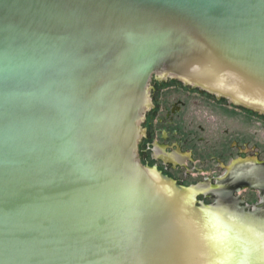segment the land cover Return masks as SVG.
I'll return each mask as SVG.
<instances>
[{
  "label": "water",
  "instance_id": "obj_1",
  "mask_svg": "<svg viewBox=\"0 0 264 264\" xmlns=\"http://www.w3.org/2000/svg\"><path fill=\"white\" fill-rule=\"evenodd\" d=\"M0 264H264V0H0Z\"/></svg>",
  "mask_w": 264,
  "mask_h": 264
},
{
  "label": "flooded vegetation",
  "instance_id": "obj_2",
  "mask_svg": "<svg viewBox=\"0 0 264 264\" xmlns=\"http://www.w3.org/2000/svg\"><path fill=\"white\" fill-rule=\"evenodd\" d=\"M152 79L156 82H159V83L165 82V81L157 80L156 77L155 78L153 77ZM152 90L154 91V87H152L150 89V91H152ZM152 107H153V110L157 109L156 105H154ZM152 107H151V109H152ZM184 107H185L184 102H181V101L174 102L165 111L164 118H165L166 122L168 124L174 123V118L176 116H178V117L180 116L181 111L183 110ZM153 118L155 119V117H153ZM144 121H145V118L142 122H144ZM159 124H164V121L162 119H159ZM152 134H153V132H149L147 129L145 130L143 139L141 141L142 144L140 147V154H139L140 160L143 161V163L145 162V150L143 149V144L145 143L147 145V147L149 145H152L153 146L152 150H153L154 160L157 163H159V166L158 167L155 166L154 168L157 171H159L160 173H162L163 175L171 178L168 174H165L161 169H159V167L162 166L163 168H165L166 170H169V171H173L175 169L181 168L182 166H180V164H178V163H175L174 159L168 154V150L171 147V145H174L176 148V155L181 157L183 152L181 151V148L177 146V144L172 143V142H171L172 144L166 143L169 136L165 132H163V131L160 132V136H159L160 140L159 141L157 139H154ZM183 140L186 143L190 144L191 140L189 141L188 136L183 138ZM244 147H246V146L239 147V148L235 149L237 156L233 160L230 161V163L232 162L231 164L229 163V167L231 166V168H226V169L224 168L226 170V174H228L232 168H236L239 164H242V163H248V164L251 163V164H258V165L263 164V162H261V161L257 162L255 159H251L252 157H250V155H248L247 158L244 159V156L247 152V150H245ZM211 157H213V156H211ZM183 158H185L186 163L192 161L191 153H188L186 156H183ZM223 167H224V164L219 165V168L223 169ZM183 169H186V168H183ZM186 171H188V170H186ZM211 180H213L212 182H214V184H212V185L210 184L208 190L211 194H215V191L219 188L218 182H219L220 178H215V179L212 178ZM242 188H246V186L244 185V186H242Z\"/></svg>",
  "mask_w": 264,
  "mask_h": 264
}]
</instances>
